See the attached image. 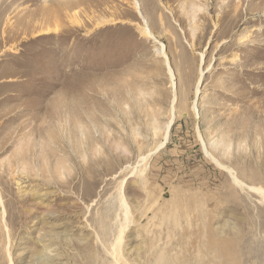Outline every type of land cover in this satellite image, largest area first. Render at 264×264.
Segmentation results:
<instances>
[{"label": "rangeland", "instance_id": "obj_1", "mask_svg": "<svg viewBox=\"0 0 264 264\" xmlns=\"http://www.w3.org/2000/svg\"><path fill=\"white\" fill-rule=\"evenodd\" d=\"M24 133L53 172L3 177L0 264H92L121 230L264 264V0H0V172Z\"/></svg>", "mask_w": 264, "mask_h": 264}, {"label": "bare ground", "instance_id": "obj_2", "mask_svg": "<svg viewBox=\"0 0 264 264\" xmlns=\"http://www.w3.org/2000/svg\"><path fill=\"white\" fill-rule=\"evenodd\" d=\"M144 25H146V24H144ZM143 31L144 32H146L147 34L148 33H150V31L148 30V28L145 26L144 27V29H143ZM151 34V33H150ZM193 108L195 109V107H194V105H193ZM193 109V110H194ZM195 111V110H194ZM170 122L171 121H169V123H168V125H167V127H169V125H170ZM22 126V125H21ZM5 128V127H4ZM3 129V128H2ZM33 128H31V130H32ZM25 134V141H26V143L27 144H29V133H24ZM166 138V137H165ZM4 142L5 141H2V145L0 146V149H1V147L4 145ZM36 153H34V150H33V147H32V143H30L29 144V146H26L25 148H22L21 150H19L18 152H16L15 154H14V157L12 158V159H10V158H8V159H10V160H8L7 162H6V165L4 166V169H3V171L2 172H0V185H2V186H0V209H1V211H0V216H1V220H2V222H3V225L6 227V223H5V213H7V206H8V208H10L11 206H16L15 204H17V202H21V200L19 199L20 197H16L15 195H12L13 193L12 192H10V194L13 196V197H10V198H7V199H5V197H4V193H5V191H7V188H6V183H5V181H4V176H5V174H7L9 177H10V179H13L14 178V176L15 175H17V173H16V171L14 170V167H15V165H17V166H20V167H22L23 169L24 168H27V169H29L30 170V172H32V171H34L35 169H36V171L37 170H40L43 174H45V173H48V172H53V170L51 171L49 168H52V167H48V166H45V163H43V160H39V156L37 157L36 155H35ZM211 156V155H210ZM213 159H214V161L215 162H217V163H219V161L216 159V158H214L213 156H211ZM38 162V163H37ZM220 164V163H219ZM231 170V169H230ZM26 173V172H25ZM6 175V176H7ZM27 175V174H26ZM231 176H232V178H233V180L235 181V183L237 184V185H239L241 188L244 186L237 178H236V176L233 174V173H231ZM47 180V179H46ZM249 189H251V190H253V191H255V192H258L262 197H264V191H261V190H259V189H256V188H253V187H248ZM9 191V190H8ZM20 205V204H19ZM123 205H125V203L123 202ZM125 207V206H124ZM236 207H239L238 205H236ZM125 209V213H124V216L126 217V211H127V209H126V207L124 208ZM261 209V208H260ZM261 211L264 213V210L263 209H261ZM263 218V217H262ZM251 219V218H250ZM205 222V221H204ZM241 222H245L244 220H242ZM252 223H253V221H252ZM255 223V222H254ZM258 229L259 228H261V229H263L264 230V219H262V221L261 222H259L258 223ZM255 226V225H254ZM4 227V228H5ZM251 227V226H250ZM249 226L246 228L244 225H241V229H238V230H242V231H240V235L241 236H244L245 237V234H246V232H249V233H254V232H252V231H254L253 229H252V231H251V228H250ZM257 228V227H256ZM245 230H246V232H245ZM260 230V229H259ZM256 231H257V229H256ZM121 233H122V230L120 231ZM258 232H260V231H258ZM231 234V233H230ZM214 236V235H213ZM212 236V237H213ZM246 236H247V234H246ZM121 237V236H120ZM212 237H211V240H212ZM251 237V236H250ZM253 237V236H252ZM261 237V236H260ZM122 238V237H121ZM254 238V237H253ZM262 238V237H261ZM237 239L238 240H240L239 238H238V232L236 233L235 232V234L232 236V237H230V236H228V239H226V246H225V249H226V251H227V253H229L230 251H233V248H234V250H236L237 248H235V247H233V246H235V244H236V242H237ZM241 239H243V238H241ZM249 239V237H247V240ZM251 239V238H250ZM258 239V238H257ZM245 240H246V238H245ZM252 240V239H251ZM254 240V239H253ZM252 240V242H254ZM259 240V239H258ZM120 242H121V240H120V238L118 237V239L116 240V245H114V247H113V249L112 250H114L115 249V247H118L117 245L118 244H120ZM261 242V241H260ZM248 243V242H247ZM247 243L246 242H244V240H243V245H245V246H247ZM254 243H256V240H255V242ZM253 243V244H254ZM250 244V243H249ZM248 244V245H249ZM259 244V243H258ZM257 244V245H258ZM221 248H222V246H220ZM244 247V246H243ZM255 247V246H254ZM246 248V247H245ZM244 248V249H245ZM258 248H259V246H258ZM118 249V248H117ZM247 249V248H246ZM248 249H249V246H248ZM251 249V248H250ZM248 252V251H247ZM249 252H250V250H249ZM257 252V251H256ZM242 253H243V251H242ZM229 255V254H228ZM219 257H221V256H219ZM241 257H242V255H241ZM220 259V258H219ZM241 261V260H240ZM245 261V260H244ZM220 262V261H219ZM261 262V261H260ZM170 263V262H169Z\"/></svg>", "mask_w": 264, "mask_h": 264}, {"label": "crops", "instance_id": "obj_3", "mask_svg": "<svg viewBox=\"0 0 264 264\" xmlns=\"http://www.w3.org/2000/svg\"><path fill=\"white\" fill-rule=\"evenodd\" d=\"M123 234H124V237L122 238L119 237L121 242L120 244H118V249H117V253L115 254V256L110 255L109 257H107L103 255L102 257L101 255L99 257V260H96V257L94 256L92 264H157V256L155 255V258L150 257L148 254V250H145L142 247L135 249V252H133L132 254L131 250L132 251L134 250L130 246L128 248H126V246L128 244H131L133 233L128 232L125 235V231L123 233L120 232L121 236ZM140 235H141V239H145L149 237L148 234H144V233H140ZM117 236H118V233H117ZM126 241L130 243L127 244L125 243ZM163 264H172V260L170 258L168 259L166 258Z\"/></svg>", "mask_w": 264, "mask_h": 264}]
</instances>
